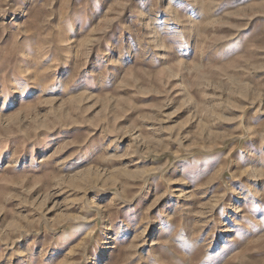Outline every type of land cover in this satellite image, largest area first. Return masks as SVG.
I'll list each match as a JSON object with an SVG mask.
<instances>
[{
	"label": "rangeland",
	"instance_id": "374dc122",
	"mask_svg": "<svg viewBox=\"0 0 264 264\" xmlns=\"http://www.w3.org/2000/svg\"><path fill=\"white\" fill-rule=\"evenodd\" d=\"M0 264H264V0H0Z\"/></svg>",
	"mask_w": 264,
	"mask_h": 264
}]
</instances>
